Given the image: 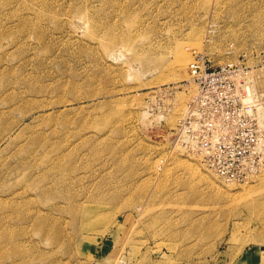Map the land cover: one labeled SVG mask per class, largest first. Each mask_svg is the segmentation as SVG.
Here are the masks:
<instances>
[{
  "label": "rangeland",
  "instance_id": "rangeland-1",
  "mask_svg": "<svg viewBox=\"0 0 264 264\" xmlns=\"http://www.w3.org/2000/svg\"><path fill=\"white\" fill-rule=\"evenodd\" d=\"M191 30L189 60L251 68L264 127V0H0V264H264V169L172 140Z\"/></svg>",
  "mask_w": 264,
  "mask_h": 264
},
{
  "label": "built area",
  "instance_id": "built-area-1",
  "mask_svg": "<svg viewBox=\"0 0 264 264\" xmlns=\"http://www.w3.org/2000/svg\"><path fill=\"white\" fill-rule=\"evenodd\" d=\"M191 93L172 128L174 145L197 153L228 182L247 183L264 169V127L252 93V70L241 61L215 65L194 52L187 63Z\"/></svg>",
  "mask_w": 264,
  "mask_h": 264
},
{
  "label": "bare ground",
  "instance_id": "bare-ground-1",
  "mask_svg": "<svg viewBox=\"0 0 264 264\" xmlns=\"http://www.w3.org/2000/svg\"><path fill=\"white\" fill-rule=\"evenodd\" d=\"M188 35L191 38V40H190L191 42L189 43V46L180 48L179 50H177L174 53V55L172 57L173 66L177 72L184 71L185 66H186V62H188L187 60H189L188 55H189L190 51L198 50V47H197L198 42L200 41V39L203 36L202 31H195V30L189 31ZM36 88L32 89V91H36V92L39 90L42 91L41 89H36ZM183 99H184V97H182V95H181V98H179V100L177 99L178 105L183 103V101H184ZM47 108H49V107L45 104H37L34 108L35 111H34V109H32V112L34 111V112L41 114V112H45L47 110ZM243 188L238 190V191L232 192V191H229L226 189L224 190V189L220 188L219 186H216V187L214 186V189L217 192L216 194H219L222 198H226L228 200L234 199L235 197H237V194H241L242 195L241 197L244 198L246 190ZM86 223L89 224V222H86ZM40 227H41V225H40Z\"/></svg>",
  "mask_w": 264,
  "mask_h": 264
}]
</instances>
